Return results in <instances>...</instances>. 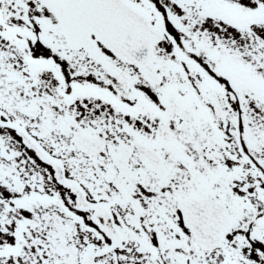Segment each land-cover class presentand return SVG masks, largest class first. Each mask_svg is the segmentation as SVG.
Wrapping results in <instances>:
<instances>
[{
	"label": "snow or ice",
	"instance_id": "snow-or-ice-1",
	"mask_svg": "<svg viewBox=\"0 0 264 264\" xmlns=\"http://www.w3.org/2000/svg\"><path fill=\"white\" fill-rule=\"evenodd\" d=\"M0 264H264V0H0Z\"/></svg>",
	"mask_w": 264,
	"mask_h": 264
}]
</instances>
